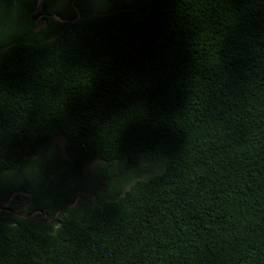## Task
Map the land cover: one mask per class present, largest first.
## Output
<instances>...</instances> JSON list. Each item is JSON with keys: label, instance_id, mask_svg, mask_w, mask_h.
<instances>
[{"label": "trees", "instance_id": "16d2710c", "mask_svg": "<svg viewBox=\"0 0 264 264\" xmlns=\"http://www.w3.org/2000/svg\"><path fill=\"white\" fill-rule=\"evenodd\" d=\"M82 1L7 42L0 0V203L78 201L55 228L0 213V264H264V0ZM59 141L72 190L47 176Z\"/></svg>", "mask_w": 264, "mask_h": 264}, {"label": "flooded vegetation", "instance_id": "af4514ba", "mask_svg": "<svg viewBox=\"0 0 264 264\" xmlns=\"http://www.w3.org/2000/svg\"><path fill=\"white\" fill-rule=\"evenodd\" d=\"M77 1L78 0H46L44 7L41 9H38L37 4L33 6L30 0H22L20 2H18V0L15 1V17L9 18L13 17L11 14L12 12L8 9L5 11L6 20H9V34L7 36V42H12L14 40L44 41L58 36L62 29L60 25H72L75 21L83 17V11L77 6ZM72 5L73 9L76 11L74 13H71ZM59 11L67 17H60L58 14ZM88 11L89 10L84 9V17L87 16ZM75 13H79L77 18L73 17ZM15 19L18 21L20 19L17 28L11 25ZM3 45L4 44L0 45V49L3 48ZM3 183L6 187H9L7 180L3 181ZM26 193L27 195L20 196L21 198H18L17 196L13 200L9 206L11 212L3 211L0 213L12 214L20 219L28 221H37L41 219L45 225L55 228L56 220L60 217L61 213L57 216L58 211L53 216L55 212V205L51 202V194L48 193L45 196V199L50 202H48L45 209H42L38 203L39 197L35 198L34 194L29 192ZM10 197L3 201V203ZM3 203H0V205ZM15 212L19 214H16Z\"/></svg>", "mask_w": 264, "mask_h": 264}, {"label": "rangeland", "instance_id": "374dc122", "mask_svg": "<svg viewBox=\"0 0 264 264\" xmlns=\"http://www.w3.org/2000/svg\"><path fill=\"white\" fill-rule=\"evenodd\" d=\"M13 4H15V1L17 0H11ZM100 1L101 0H84L82 1V5L85 9L89 10L87 12V18L93 17L97 14H99L98 9L100 8ZM116 2H112V0H104V4L106 5H113V10H127L134 6L135 0H115ZM13 12L11 13L14 18L16 15V7H13ZM20 21V19H19ZM19 21L17 19L14 20V22L11 23L13 27L18 26ZM9 23V20L7 21ZM46 41V40H44ZM59 157L57 160H54L48 164V169L50 172L47 173V176L50 177V179L54 180L53 186H62V188H65L66 190H72L77 187L76 179L72 176L71 172L69 171V160L67 156L65 155L64 151V144L63 141H59ZM37 160L33 159L31 164H29L25 170L26 173L30 172L34 167L37 166ZM104 165L102 161H97L95 163H92L86 168L85 176L82 178L83 181L89 182L91 179L95 176L94 173L98 170L100 166ZM160 169L159 165H144L142 166V176L147 174H154ZM130 185H126L125 190L129 189Z\"/></svg>", "mask_w": 264, "mask_h": 264}, {"label": "water", "instance_id": "95a60500", "mask_svg": "<svg viewBox=\"0 0 264 264\" xmlns=\"http://www.w3.org/2000/svg\"><path fill=\"white\" fill-rule=\"evenodd\" d=\"M45 2L46 0H37V6H38V9H41L44 7L45 5ZM18 195H27L26 192L24 191H16L13 193V195L6 201L4 202L3 204L0 205V212H3V211H8V212H11V210L9 209V206L11 205V203L13 202V200L18 196ZM78 204V201L74 204V205H71V206H68L66 207L65 209H62L61 211L58 212L57 216L64 210H67V209H70V208H74L76 207ZM16 214H19L17 212H15Z\"/></svg>", "mask_w": 264, "mask_h": 264}]
</instances>
